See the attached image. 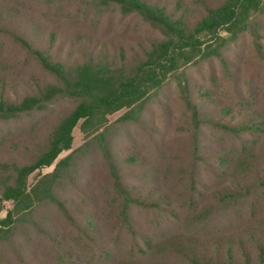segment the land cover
<instances>
[{"label": "rangeland", "instance_id": "obj_1", "mask_svg": "<svg viewBox=\"0 0 264 264\" xmlns=\"http://www.w3.org/2000/svg\"><path fill=\"white\" fill-rule=\"evenodd\" d=\"M87 4L85 0H0V75L18 76L13 87H17L20 94L24 88L21 76L31 83V74L40 75L45 84L58 82L15 40V34L28 40L32 46L50 49L56 59L69 66L90 58L101 62L113 60L111 55L114 51L116 54L119 52V41L126 36L132 39L151 33L152 37L163 36L159 29L147 30L143 25L138 26L136 19H123L117 11L100 15L90 13ZM196 20L189 14L190 27H194ZM124 45L128 49L125 42ZM227 54L236 72L237 64L241 62L240 85L253 83L261 92L263 100L256 107L249 110L236 104L234 86L218 57H215L213 65L201 62L185 68V76L193 78L195 89L204 91L205 87L218 92V99H213L211 109L218 108V117L225 113L223 121L231 124L241 122L248 116L247 111L251 113L252 110L264 116L263 59L259 64L255 63L249 43H243V48L235 56L231 50ZM211 77L215 80L212 81ZM178 84L172 80L161 87L147 100L137 118L122 119L126 108L109 114L107 124L97 131L106 132L105 138L86 136L81 129L82 120L77 123L72 131L71 148L62 151L52 165L36 169L29 177V182L34 183L54 171L57 162L70 155L67 167L60 171L53 187V193L65 203L64 208L50 200L35 205L26 219L18 221L8 234L0 236V264H67L57 257L59 249H67L75 257L74 264H101L98 256L91 252L81 253L82 247L72 241L88 212H91L93 223L90 226L95 231L99 253L108 257L106 252H110L111 259L104 264H198L194 260H202L204 242L192 247L196 235L206 238L209 247H215L218 238L221 254L225 251L223 246L228 245L238 261L242 257L236 240L243 239L246 250L256 257L254 243L248 235L255 224L264 227V191L259 185V178H264V144L262 146L259 140L254 145L257 172L254 175L246 172L243 177L234 167L235 160L227 164V158L236 157L232 144L238 136L213 127H202L203 130H198V157L194 159V148L191 147L194 123L186 113L188 106ZM74 104L68 98L60 97L48 108L13 118L16 121L0 118V136L7 134V137L29 141L38 134L39 138L35 137L38 140L23 152L26 159L32 160L44 149L45 140L53 130L52 118L65 109H71ZM224 104L230 109L228 113L222 111ZM34 119L37 123L33 127ZM192 165L197 168L200 196L190 204L189 178L170 175L168 167L187 170ZM210 167L218 170V187L234 186L241 193L239 197L254 190L253 194L246 200L228 199L213 203L209 197L213 188L210 182L213 185L217 183L211 179ZM114 171L134 197L146 202L134 205L132 212L140 236L154 238L155 246L151 253L141 244L137 248L140 251L136 249L135 254L130 251L131 241L120 228H115L116 222L112 220L113 223L107 215L106 197L112 189L110 182ZM234 173L241 179L240 187L231 181ZM75 186H80V189ZM152 200L159 201L162 207L153 208ZM10 205L8 202L7 206ZM205 207L207 213L201 216L200 210ZM0 215H5V211ZM170 237L175 238L176 243L169 242ZM184 247L187 251L183 250ZM199 252L200 257H196Z\"/></svg>", "mask_w": 264, "mask_h": 264}, {"label": "trees", "instance_id": "obj_2", "mask_svg": "<svg viewBox=\"0 0 264 264\" xmlns=\"http://www.w3.org/2000/svg\"><path fill=\"white\" fill-rule=\"evenodd\" d=\"M85 2L88 3L90 13L100 15L102 12L110 14L117 11L123 19H136L138 26L143 25L147 30L159 29L163 36L152 37V33L140 35L135 39L126 36L119 41V52L116 54L114 51L111 55L113 60L111 58L107 62H101L90 58L75 66H69L56 59L50 49L32 46L28 40L15 34V40L37 60L45 72L52 74L58 82L45 84L40 75L31 74L33 77L31 83L21 76L24 88L20 94L17 87H13L14 80H18V76L1 74L0 118L9 122L16 121L17 119L13 118H19L34 110L48 108L53 105L55 99L60 97L68 98L75 104L71 109H65L52 118L53 130L45 140L44 149L32 160L26 159L23 152L38 140V134V138H35L37 137L35 135L29 141L7 137V134L0 136V214L5 211V215H0V236L8 234L18 221L26 219L33 207L43 200L57 202L64 208L65 203L56 197L53 187L60 171L67 167L70 155L58 161L54 171L41 176L34 183L29 182V177L36 169L52 165L62 151L71 148L72 131L80 120H82L81 129L86 136L96 135V137L105 138L106 132L97 133V131L107 124L109 114L126 108L122 119L137 118L147 100L172 80L178 81L188 106L186 113L194 123L191 135L194 159L198 157L200 146L198 130H203L202 127H213L217 131L219 129L238 136L233 139L232 144L234 148L232 151L236 157L235 159L227 158V164H232L235 160L234 167L239 174H243V177L247 175L246 172H251L253 175L257 172V165L253 158L254 145L259 140L262 146L264 144V116L257 110H252L251 113L247 111L248 116H245L241 122L231 124L223 121L225 113L218 117L220 113L218 108L211 109L213 99L215 97L218 99V92L205 87L204 91L200 88L195 89L196 82L193 78L185 76V68L199 65L201 62L213 65L215 57L220 58L228 79L234 86L236 104L239 107H248L249 110L251 107H256L263 100V97L260 98L261 92L252 85L253 83L248 84L250 87L246 82L243 86L240 85L241 62H238L236 72L232 68L227 53L231 50L235 56L243 48V43L246 45L249 43L255 63L259 64L262 59L264 61V0H85ZM189 14L197 18L194 27L188 24ZM124 42L128 45V49ZM242 65L244 67V64ZM212 77L211 80H215ZM222 111L228 113L230 109L224 104ZM61 113L63 114L60 115ZM53 121L54 123L57 121L54 126ZM36 123L34 119L32 126H36ZM203 124L209 126H203ZM180 168L176 170L168 167V171L169 174L189 178L188 202L191 204L196 197L200 196L197 189V168L194 165L187 170ZM208 172L212 174L211 179L217 183L213 185L210 182L213 188L209 192V197L215 204L228 199L246 200L254 192L252 190V193L247 192L239 197L241 193L234 186L218 187V170H212L210 167ZM231 181L237 187L242 185L236 173L232 174ZM122 182L114 171L110 182L112 189L106 197V207L110 212L107 215L111 221L116 222L115 228H120L131 241L130 251L135 254V250L140 248L141 244L151 253L155 246L154 238L149 235L140 236L138 224L132 212L134 205L146 202L134 197L131 189ZM206 185L208 186L209 182L206 181ZM259 185L264 191V178H259ZM75 187L77 190L80 189V186ZM8 202L10 206H7ZM150 204L156 209L162 207L156 200H152ZM90 213L84 216L86 223L83 220L78 235L72 238V241L78 247H82L81 253L91 252L98 256L99 263L104 264L111 259L110 252H106L108 257L99 253L98 240L90 226L93 223L90 220L92 219ZM206 213V207L200 210L201 216ZM255 226L249 230L248 236L254 243L256 257L246 250L243 239L236 240L242 257V260L238 261L233 257L232 248L228 245L223 246L225 251L221 254L218 238L217 245L209 247L206 244L208 242L206 238L196 235L193 237L192 247L201 241L204 244H202V255L200 252L195 254L196 257H200V254L202 260L198 262L194 260V262L198 264H264V227L262 224H255ZM169 242L174 244L176 239L170 237ZM183 250L187 251V248L184 247ZM57 257L67 264H74L75 257L67 249H59Z\"/></svg>", "mask_w": 264, "mask_h": 264}]
</instances>
